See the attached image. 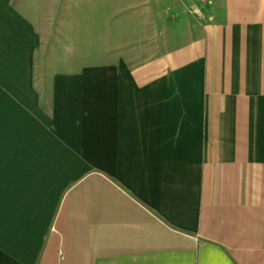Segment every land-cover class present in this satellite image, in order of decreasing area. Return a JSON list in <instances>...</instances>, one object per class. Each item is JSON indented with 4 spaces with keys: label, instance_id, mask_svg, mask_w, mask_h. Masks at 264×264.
Listing matches in <instances>:
<instances>
[{
    "label": "crops",
    "instance_id": "0c3cea01",
    "mask_svg": "<svg viewBox=\"0 0 264 264\" xmlns=\"http://www.w3.org/2000/svg\"><path fill=\"white\" fill-rule=\"evenodd\" d=\"M157 1L174 47L96 0L118 47L45 80L40 1L0 0V264H264V0Z\"/></svg>",
    "mask_w": 264,
    "mask_h": 264
},
{
    "label": "rangeland",
    "instance_id": "374dc122",
    "mask_svg": "<svg viewBox=\"0 0 264 264\" xmlns=\"http://www.w3.org/2000/svg\"><path fill=\"white\" fill-rule=\"evenodd\" d=\"M39 1L41 15L46 19L44 20V27L41 28L44 44L37 56V72L43 73L45 80L49 78L48 76L52 70H75L83 66L94 65L97 63L96 57L111 52L112 48L115 49L118 47L110 43L111 37L107 34L108 31L106 29L102 30L101 22H104L102 18L98 17L97 19L96 14L92 12V5L96 3V0H52L56 2L54 3L56 6V12L54 13L49 9V0ZM105 1H107L108 5H114L118 0ZM124 1L126 0H120L121 8ZM129 1L132 2L137 10L135 9L134 12L126 13L120 18L121 28L119 41L125 42L131 38L130 35L133 31L129 33L127 30L126 26L128 20H130V22L134 21V19L135 21H139L147 19V16H150V20L148 21V23L151 22L150 29H148L149 27L147 29H137L134 33H141V38H148V36L152 37V55H156L165 49L174 47V45L171 44L159 43L162 41L161 35L159 34L160 17L159 12H154V10L157 9L155 6H159L158 1ZM185 1L187 2L188 0ZM185 10L187 11L186 17L190 19L196 17V20L204 21V19H209V17L211 19L214 17L211 11H209L210 5L208 4V0H199V2L195 0V2L191 3ZM164 13L166 12L162 14ZM176 15L175 8L173 9V13L168 11L167 16L164 14L165 18H168V22H170L172 18H175L174 16ZM54 17L56 20H54ZM51 35L52 38H49ZM48 41L49 43H47ZM125 48H129V46L122 44L120 46V51L124 52L125 50L123 49ZM133 52L141 54V52L137 50H133ZM128 54L134 55L135 53L129 52ZM141 56L143 55L141 54Z\"/></svg>",
    "mask_w": 264,
    "mask_h": 264
}]
</instances>
